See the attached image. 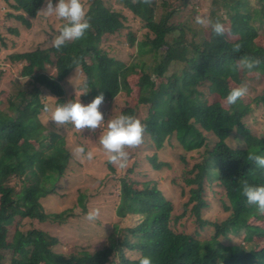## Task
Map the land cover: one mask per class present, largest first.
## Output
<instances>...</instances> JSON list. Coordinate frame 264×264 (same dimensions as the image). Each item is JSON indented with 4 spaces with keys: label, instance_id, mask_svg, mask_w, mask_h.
<instances>
[{
    "label": "trees",
    "instance_id": "1",
    "mask_svg": "<svg viewBox=\"0 0 264 264\" xmlns=\"http://www.w3.org/2000/svg\"><path fill=\"white\" fill-rule=\"evenodd\" d=\"M5 1L14 10L22 11L14 16L28 27L31 21L27 16L36 17L46 2ZM116 1L140 18L148 30L146 45L137 46L141 63L133 61L128 65L102 47L103 35H116L125 28L126 16L114 8L111 0H92L87 10L91 28L84 39L68 42L59 50L51 45L10 54L12 61L22 63L21 74L30 79L33 87L0 99V264H109L117 257L118 264H139L143 256H150L152 264H264V246L247 248L245 243L226 244L221 239L230 233L241 234L249 243L256 236L264 237V228L252 223L264 221V216L242 195L245 181L250 185L264 184V170L247 159L251 152L264 155V137L254 135L244 122L251 111L250 103L238 99L225 107L219 101L206 103L202 93L196 94L205 85L208 90L228 95L232 80L243 82V70L235 66L244 55L258 57V68H264V44L258 40L264 34V0H257L255 11L249 0H211V20L223 23L232 17L233 22L229 34L216 35L210 29V34L205 33L201 40L195 38L196 32L193 39H186L185 25L168 22L189 0L178 1L180 4L160 17L158 6L167 7L165 1L158 4L153 0L150 5ZM128 37L131 45L137 40L133 31L128 32ZM0 40L1 50L7 44L1 36ZM237 43L242 46L238 53L233 51ZM163 47L166 48L159 55ZM147 54L153 58L149 67L142 58ZM74 58L78 64L73 63ZM136 64L143 69L138 81L139 104L145 105L148 113L143 121L157 148L174 135L188 151L207 146L206 133L217 138L213 147L204 151L202 161L185 176L190 188L184 212L191 205L189 211L202 228L209 226L210 235L197 237L183 222L182 228L176 229L175 222L182 215H175L173 202L153 180H146L141 188L124 182L117 212L121 216L139 215V221L129 228L136 240L123 241L118 248L111 245L95 252L64 253L57 249L60 241L56 235L37 226L21 228L24 220L61 225L72 214L68 209L47 212L41 202L42 197L56 190L71 159L61 134L48 129L41 120L44 106H49L45 94L55 97L54 106L66 103L64 81L81 69L94 97L103 92V103H111L121 93L131 92L129 74ZM173 65L181 71L172 70ZM50 68L55 72L51 73ZM3 74L1 70L0 79ZM255 100L264 103V92ZM125 102L120 114L135 116L138 107ZM238 137L241 146L229 143ZM150 160L156 168L161 167L155 156ZM213 165L216 169H212ZM214 186L222 188L221 202L229 212L222 221L202 217L203 210L209 207L207 193L215 190ZM19 217L20 227L11 234V225ZM125 248L139 255L129 257Z\"/></svg>",
    "mask_w": 264,
    "mask_h": 264
},
{
    "label": "rangeland",
    "instance_id": "2",
    "mask_svg": "<svg viewBox=\"0 0 264 264\" xmlns=\"http://www.w3.org/2000/svg\"><path fill=\"white\" fill-rule=\"evenodd\" d=\"M114 8L121 11L126 18H124L125 28L116 35H103L102 47L109 52V54L119 57L128 65L133 61H140L141 56L138 53L137 46L146 45L147 28L143 21L135 16L130 10L125 8L116 0H111ZM167 2V7L158 6V17L163 13H169L170 10L181 0H157V3ZM180 3H179V2ZM211 0H189L186 5L180 7L181 12L173 15L168 21L169 24L185 25L186 39H193L196 32V39L201 40L205 35H209L211 27H203L195 23V17L199 14L210 18L211 14ZM251 2L250 8L252 11L257 9V0H249ZM12 3L13 1L10 0ZM92 0H84L86 10H88ZM55 6L58 0H52ZM46 2L42 8H45ZM194 8V10H193ZM22 11L14 10L9 2L0 0V36L6 42V46H2L0 50V71L4 74L0 79V99L7 97L10 93H17L20 89L30 90L33 84L30 83L28 77L21 74L22 63L14 62L9 57L13 52L31 51L39 47H48L52 45V40L59 34L60 28L64 21L58 20L55 16L45 17L37 15L29 18L31 26H27L25 22L15 18V14ZM211 19V18H210ZM232 17L227 19L224 24L227 33L229 34L232 25ZM17 31V32H16ZM133 31L136 35V41L131 45L128 32ZM206 33V34H205ZM205 34V35H204ZM174 34L169 35L170 41ZM231 35V34H230ZM228 38H231L228 35ZM261 44H264V34L260 35L258 39ZM1 42V40H0ZM166 47L161 48L159 55L164 52ZM146 61L145 67L153 65V58L150 54L142 57ZM141 60L139 63H141ZM181 64V68H182ZM178 66L173 65L172 70H176ZM180 67L177 70L181 69ZM181 71V70H180ZM50 72L54 73L55 69L50 68ZM258 73V75H257ZM243 82L237 83L231 81V89L242 84H246L249 93L246 97L239 99L241 103H250L251 111L244 119L247 127L250 128L254 135L264 137V103L255 100L264 92V68H257L252 73L243 70ZM143 75L141 64H136L133 71L129 74V83L131 92L128 95L123 92L113 102L103 103L100 106V111L103 113L105 127L107 121L120 115V111L126 106L125 100L131 106H137L136 117L144 123L147 118V107L139 104L140 89L138 81ZM156 74L153 75L155 77ZM85 77L81 69H77L75 73L71 74L64 81V89L66 91V103L73 100L80 99L81 103L88 104L95 97L88 86L89 92L81 95V80ZM11 80V81H10ZM207 84V83H206ZM210 87V82L207 84ZM206 103L221 102L225 107H229L226 103V97L222 92L213 89H207L205 85L199 87ZM45 102L50 107L54 108V98H51L47 93L45 94ZM5 99V98H4ZM3 104H0L2 107ZM41 120L48 129L61 134L64 139L66 147L71 153L70 162L56 184V190L48 196L42 197L41 202L47 212H60L63 210H70L72 212L63 224L54 223H39L30 220H24L21 228H28L37 226L43 228L59 238L60 244L57 249L64 253H81L82 251L95 252L107 246L120 247L123 241H133L136 237L133 236L129 228L139 221V215L121 216L117 209L121 201V187L124 182L134 188H141L146 180H153L157 186L163 191L164 195L173 202L175 208V215H182L179 221L175 222V228L181 229L182 222L186 223L187 230L197 237L210 235V228L208 225L202 228L196 220V216L189 211L191 205L188 207V212H184V203L189 199L190 186L185 181V176L189 169L201 162L204 156V151L210 149L215 144L217 138L208 134L207 146L200 149L186 150L179 139L174 135L166 140L162 148H157L154 141L149 137L145 131L143 143L135 148L128 149L130 153V160L128 167L120 169L117 166L108 162L107 156L104 153L102 146L99 143V136L103 129H96L91 132L84 129L81 132L75 130L74 126L69 123L63 126H57L54 121H51V114L44 111L40 114ZM50 120V121H49ZM229 143L235 146H241L242 140L238 137L229 140ZM84 146L88 150L94 152V159L92 162L80 163L73 155V149L76 146ZM155 156L157 161L162 165L159 168L154 166L151 162V157ZM184 156V159H183ZM213 163L212 160H210ZM212 169H216L213 165ZM15 182V180L13 181ZM18 187V186H17ZM215 190H209L207 199L209 207L203 210L202 217L211 221H222L229 212L225 211L221 202L222 192L220 187L214 186ZM218 191V192H217ZM99 208L101 214L99 218L90 222L85 219L87 213L93 209ZM22 218L19 217L11 225L10 231L13 233L16 227H20ZM252 223L259 224L264 228V221L252 220ZM196 231L198 232L196 234ZM224 243L231 244L241 243L248 248L252 246L263 247L264 237L256 236L252 243L245 242L242 235L235 236L230 233L227 237L221 238ZM124 252L129 257H137L139 253L131 252L125 248ZM120 258V256H119ZM118 257L109 264H118Z\"/></svg>",
    "mask_w": 264,
    "mask_h": 264
},
{
    "label": "clouds",
    "instance_id": "3",
    "mask_svg": "<svg viewBox=\"0 0 264 264\" xmlns=\"http://www.w3.org/2000/svg\"><path fill=\"white\" fill-rule=\"evenodd\" d=\"M153 0H133V3L151 4ZM37 15L45 17L55 16L58 20L64 21L60 28L59 34L52 40V46L59 50L68 42L79 41L85 38L86 33L91 28V17L85 7L84 0H58L54 6L52 0H47L46 7L39 10ZM195 23L203 27H211L216 35H223L227 32L224 24L219 20L213 22L207 16L197 15ZM241 44L233 45V51L238 53L241 51ZM74 64L79 61L74 58ZM261 64V60L256 56L244 55L240 57L236 64V69L247 70L252 73ZM258 75V73H257ZM88 84L87 78L81 80V95L87 94ZM249 89L246 84L234 87L226 97L228 105L235 104L238 99L248 95ZM104 93L100 92L90 103L83 104L80 99L71 100L67 103L58 104L54 108L45 105L43 111L51 114V121L57 126H63L71 123L75 130L81 132L88 129L95 132L96 129H103L99 136V143L107 156L108 162L120 169L128 167L130 153L128 149L139 147L144 141V133L147 125L142 123L139 118L134 115L120 114L117 117L105 121L100 106L104 102ZM49 120V121H50ZM74 157L80 162H92L94 152L86 149L84 146H76L73 149ZM247 159L261 170H264V155L249 153ZM242 195L246 197L249 205H256L257 213L264 216V184L250 185L247 181L242 186ZM101 214L99 208L91 209L85 219L90 222L96 221ZM139 264H152L150 256H143L139 259Z\"/></svg>",
    "mask_w": 264,
    "mask_h": 264
}]
</instances>
